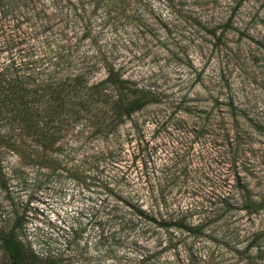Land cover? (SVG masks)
<instances>
[{
  "label": "trees",
  "instance_id": "1",
  "mask_svg": "<svg viewBox=\"0 0 264 264\" xmlns=\"http://www.w3.org/2000/svg\"><path fill=\"white\" fill-rule=\"evenodd\" d=\"M148 1L88 0L94 10L105 14L131 11L138 19ZM242 1L235 4L230 17ZM84 2H40L38 27L44 31L34 40L37 52L13 50L12 43L2 40L0 156H14L20 163L34 166L46 160L61 165L69 161L70 178L79 181L77 177L83 174L84 181L90 171L85 170V160L114 162L115 154L108 145L116 140L119 126L129 122L137 133V144H143L145 151L139 158L142 169L137 178L141 192L132 199L118 194L109 182L96 188L113 205L121 204L130 211L129 218L123 216L126 213L120 216L122 211L119 217L109 218L123 232L121 240L130 239L129 244L141 252L128 248V255L112 264H220L224 259L236 260L230 264H264V192L251 184L246 158L250 150L245 149L251 141L250 131L260 132L261 128L236 105L228 88L208 90L205 100L169 93L127 77L125 63L113 52L95 47V42L83 47L84 36L71 44L70 15L76 16ZM5 5L0 0V19L6 27H29L28 17L9 12ZM189 19L192 26L215 35L195 18ZM136 26L148 28L147 24ZM160 27L164 37L156 41L163 44L167 24ZM4 52L6 56H2ZM195 79L201 81V71ZM144 112H149L145 122L150 127L148 140L139 129L142 123L135 120ZM69 130L75 139L85 132L81 145L91 152L84 161L75 158L80 146L72 144L73 140L70 145L64 143ZM92 138L96 145L89 144ZM201 141L211 146V152L196 154L197 166L190 174V149ZM152 240L163 247L149 251L138 243ZM0 249L8 264H37L39 260L12 234L0 233ZM160 253L170 259L158 261ZM180 259L184 261L180 263Z\"/></svg>",
  "mask_w": 264,
  "mask_h": 264
},
{
  "label": "rangeland",
  "instance_id": "2",
  "mask_svg": "<svg viewBox=\"0 0 264 264\" xmlns=\"http://www.w3.org/2000/svg\"><path fill=\"white\" fill-rule=\"evenodd\" d=\"M3 1L9 12L26 16L30 22L29 27L25 24L6 27L0 19V44L4 40L13 44V50L37 52L34 40L44 31L38 27L39 4L47 0ZM262 1L243 0L230 17L239 0H149L138 19L131 11L105 14L94 10L85 0L79 5L77 15H70L68 36L71 44L84 36L83 47L89 43L93 46L95 42V47L113 52L120 63L126 64L127 77L142 85L199 100L207 98L208 90L228 88L236 105L261 128L260 132L250 131L251 141L245 149L250 150L246 158L250 164L248 173L253 177L251 184L264 192ZM189 18H195L215 35L195 24L192 26ZM41 22L43 24V19ZM136 23L147 24L148 28L138 27ZM159 24H167L164 47L156 41L164 37ZM200 71L201 81H196L195 74ZM148 116L149 112L135 116V120L142 123L139 129L145 140L150 137V127L145 123ZM72 133V130L66 133L64 143L70 145L73 140L72 144L80 146L75 158L84 161L91 152L88 146L81 145L85 132L81 139L70 137ZM116 135L113 144L108 145V150L113 149L112 154H115L111 158L114 162L104 158L99 163L85 160V170L90 171H86L84 181L83 174L77 177L79 181L70 178L69 161L61 165L59 161L46 160L34 166L31 162L20 163L14 156H0V233L15 236L39 259L37 264H112L128 255L130 248L141 252L129 244L130 239L121 240L123 232L109 218L118 216L120 211V216L126 213L123 216L129 218L130 211L121 204L113 205V200L106 198L101 188H96L97 184L109 182L118 194L132 199L141 192L137 178L142 169L139 158L145 154L144 146L137 144V133L129 122L119 126ZM95 140L89 139V144L96 145ZM210 148L202 141L193 145L190 149L193 162L187 167L188 173L195 172L196 154L210 153ZM68 153L70 157V151ZM130 242L134 243L132 239ZM138 243L149 251L163 247L153 240ZM108 248H113L110 254L105 253ZM157 257L162 262L170 259L164 253ZM182 261L184 259L179 260ZM230 261L224 259L220 264H230ZM0 264H8L1 249Z\"/></svg>",
  "mask_w": 264,
  "mask_h": 264
}]
</instances>
